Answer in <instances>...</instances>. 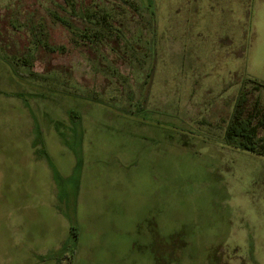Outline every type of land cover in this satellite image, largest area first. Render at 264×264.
Returning <instances> with one entry per match:
<instances>
[{
    "label": "rangeland",
    "instance_id": "rangeland-1",
    "mask_svg": "<svg viewBox=\"0 0 264 264\" xmlns=\"http://www.w3.org/2000/svg\"><path fill=\"white\" fill-rule=\"evenodd\" d=\"M246 27L239 0H0V264H264V155L225 136L247 90L264 142Z\"/></svg>",
    "mask_w": 264,
    "mask_h": 264
},
{
    "label": "trees",
    "instance_id": "trees-1",
    "mask_svg": "<svg viewBox=\"0 0 264 264\" xmlns=\"http://www.w3.org/2000/svg\"><path fill=\"white\" fill-rule=\"evenodd\" d=\"M108 14H103L99 17V22L104 26V28H100L96 30V33L91 36H88V40L96 39V43H101V41L106 40V34L111 35V37L115 36L113 31H108L111 29H106V27L110 26L108 22ZM62 23H66L65 20H61ZM111 27V26H110ZM82 39V38H81ZM83 41V40H81ZM249 82L254 84V88L260 89L264 88V83L250 80ZM247 93L248 91H242L239 99L236 103L232 119L228 124L225 132L226 140L229 144H235L239 148L252 152L259 155H264V142L258 143L256 139L257 128L253 125V121L250 118L243 117L245 112V103L247 102ZM129 108V107H128ZM128 108H125L127 110ZM256 117V116H255ZM260 125L264 127V118L262 117L259 121ZM264 141V140H263ZM76 235V234H75ZM74 260V252H65L62 257L59 259L58 264H73Z\"/></svg>",
    "mask_w": 264,
    "mask_h": 264
},
{
    "label": "crops",
    "instance_id": "crops-1",
    "mask_svg": "<svg viewBox=\"0 0 264 264\" xmlns=\"http://www.w3.org/2000/svg\"><path fill=\"white\" fill-rule=\"evenodd\" d=\"M239 13L247 26V39L241 44L247 75L249 80L264 82V0H239Z\"/></svg>",
    "mask_w": 264,
    "mask_h": 264
}]
</instances>
